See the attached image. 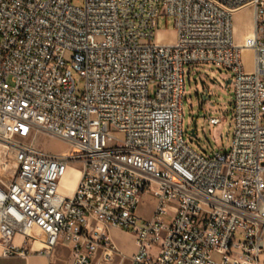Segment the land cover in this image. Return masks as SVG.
<instances>
[{
  "label": "built area",
  "instance_id": "2783aa9c",
  "mask_svg": "<svg viewBox=\"0 0 264 264\" xmlns=\"http://www.w3.org/2000/svg\"><path fill=\"white\" fill-rule=\"evenodd\" d=\"M250 6L255 32L238 45L233 16ZM161 15L174 18L175 43L156 40ZM244 49L254 52L253 71ZM204 64L233 73L225 153L197 152L183 129L185 68ZM36 132L74 152L24 142ZM0 142L17 164L10 182L0 172L6 257L25 256L13 239L29 242L37 230L40 254L63 243L69 264L110 263L118 228L136 237L131 264H260L264 0H0ZM73 164L78 184L63 195ZM146 195L155 202L149 219L137 214Z\"/></svg>",
  "mask_w": 264,
  "mask_h": 264
},
{
  "label": "rangeland",
  "instance_id": "374dc122",
  "mask_svg": "<svg viewBox=\"0 0 264 264\" xmlns=\"http://www.w3.org/2000/svg\"><path fill=\"white\" fill-rule=\"evenodd\" d=\"M82 6L81 1L75 2ZM156 40L163 44H172L177 41V31L174 27V18L169 15H161L157 22ZM243 61L247 71L255 69L254 52L252 49L243 50ZM186 90L183 101V129L190 146L197 152L212 155L215 152L225 153L229 150L233 128V84L226 85L228 79H232L233 73L229 70L218 68L211 64L186 67ZM77 82L83 87V80L76 75ZM210 94L209 99H204L205 91ZM209 118H220L221 122L213 126ZM196 136L190 140L192 131ZM42 148L45 152L68 156L74 152V145L59 137L46 133L36 132L30 139L24 140ZM0 162L7 164L16 171L17 164L12 150L0 142ZM79 164H73L67 171L64 183L71 184L80 177ZM154 199L146 195L140 201L137 214L141 218L149 219L154 208ZM170 223V218L166 217ZM113 242L118 248L116 256L110 263L102 264H131L130 257L136 253V237L131 231L111 228ZM97 264V263H95Z\"/></svg>",
  "mask_w": 264,
  "mask_h": 264
},
{
  "label": "crops",
  "instance_id": "0c3cea01",
  "mask_svg": "<svg viewBox=\"0 0 264 264\" xmlns=\"http://www.w3.org/2000/svg\"><path fill=\"white\" fill-rule=\"evenodd\" d=\"M255 17L256 10L252 6L243 8L234 14V37L235 42L238 45H244L247 39L254 35ZM0 172L3 180H5L6 182H10L15 171L12 172V168L9 165L0 162ZM77 184L78 180L74 181V183L71 184L64 183V185H62L61 183L60 192L63 195H71L74 192ZM33 234L37 238L29 242L26 241L23 235L18 234L14 237L13 243L19 247L24 248L27 252L25 256L16 257L4 256V247L1 244L0 236V264H69L71 262V247L66 246L63 243H60L52 251L51 255L38 253L40 249L45 247V236L37 230H35ZM260 264H264V253L261 257Z\"/></svg>",
  "mask_w": 264,
  "mask_h": 264
},
{
  "label": "water",
  "instance_id": "95a60500",
  "mask_svg": "<svg viewBox=\"0 0 264 264\" xmlns=\"http://www.w3.org/2000/svg\"><path fill=\"white\" fill-rule=\"evenodd\" d=\"M230 84H232V79H228V80L226 81V85H227V86L230 85ZM203 98H204V99H209V98H210V94H209V92H208L207 90L204 92ZM195 136H196V132H195V130H193V131H192V134H191V137L193 138V137H195Z\"/></svg>",
  "mask_w": 264,
  "mask_h": 264
}]
</instances>
